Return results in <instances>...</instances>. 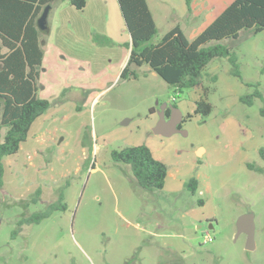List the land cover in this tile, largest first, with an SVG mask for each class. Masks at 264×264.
<instances>
[{"label":"rangeland","instance_id":"obj_1","mask_svg":"<svg viewBox=\"0 0 264 264\" xmlns=\"http://www.w3.org/2000/svg\"><path fill=\"white\" fill-rule=\"evenodd\" d=\"M233 1L147 0L158 28L153 42L177 26L195 40ZM77 14L87 21L88 12ZM128 35L121 45L103 43L95 35L79 41L76 51L99 54L101 64L100 70L87 64L84 74L75 71L77 89L63 81L61 56L46 50L38 97H53V107L67 95L66 103L78 111L71 122L52 124L55 131L61 126L58 135H48L60 141L59 148L19 152L26 159L22 169H28L23 175L7 169L14 156L6 158L0 264H264V31L244 30L238 39L221 41L236 56L242 79L232 74L227 58H216L203 72V88L179 95L148 66L136 69L137 79L120 80L129 59L123 46ZM257 89L263 98L255 97L252 105L241 101ZM205 95L213 107L208 117L185 121L183 134L154 133L159 113L151 116L152 108L160 112L170 103L186 117ZM44 124L46 114L38 129ZM33 140L40 143L39 137ZM143 144L167 163L168 185L183 181L177 193L142 189L131 167L111 158L113 150ZM200 149L206 151L202 157ZM191 178L199 182L196 195L185 188ZM39 189L41 200L35 204ZM60 195L65 211H55L40 224L19 225ZM249 213L256 227L253 251L246 250V234L237 236L238 218ZM207 233L212 241L205 243Z\"/></svg>","mask_w":264,"mask_h":264},{"label":"trees","instance_id":"obj_2","mask_svg":"<svg viewBox=\"0 0 264 264\" xmlns=\"http://www.w3.org/2000/svg\"><path fill=\"white\" fill-rule=\"evenodd\" d=\"M61 1H68L78 11L87 6V0H0V190L4 187V159L19 152L32 124L52 106L50 100L38 97L45 34L38 29L37 20L47 6L53 8ZM186 1L190 5L192 0ZM118 4L132 39L131 44H125L131 52L120 80L137 79L136 69L148 66L178 95L183 90L203 88V72L216 58H227L232 74L242 79L236 56L221 41L238 39L244 30L254 34L264 31V0H234L195 40H188L177 26L158 42H153L158 28L147 0H118ZM255 97L263 98L258 89L253 96H244L241 101L252 105ZM195 103L194 113L188 114L185 121L212 113L213 107L206 95ZM261 155L264 158V150ZM111 158L116 163L129 165L142 189L163 191L168 165L156 159L147 145L113 150ZM185 188L192 195L198 194V180L189 179ZM40 200L39 189L32 201L37 204ZM63 201L60 195L47 210L24 217L19 225L40 224L55 211H65L67 206ZM198 204L204 205V200H198Z\"/></svg>","mask_w":264,"mask_h":264},{"label":"crops","instance_id":"obj_3","mask_svg":"<svg viewBox=\"0 0 264 264\" xmlns=\"http://www.w3.org/2000/svg\"><path fill=\"white\" fill-rule=\"evenodd\" d=\"M77 12L78 13L88 12L89 16L87 21H83L78 16ZM48 27H49V31L43 32L45 34V38L42 40V47L44 49L45 55L41 70L44 68V62L47 55L46 50H51L52 53L61 56L60 68L63 69L62 70L63 71L62 76H64L63 81L65 83L67 82L70 87L72 88L75 87L76 89H77L76 79L73 78V76L75 75V71L77 70L76 73L79 71L80 74H84V72L88 70L86 67L87 64L91 65L90 70H92L93 68L94 70H97V68L100 70L99 67L101 64L99 54L94 57H89L86 55H82V53L79 51H76L79 41H82L81 43H85L91 39L90 36L95 35L103 43L113 42L114 45L117 44L121 45L124 40L122 38H125L124 35H126V33L127 35L129 34L126 30V26L124 23V19L122 17L118 0H87V6L83 11L76 10V8H74L68 1H61L51 9L48 19ZM69 32H71L70 36H68ZM67 37H72V39L68 40L66 39ZM131 43H132V39L129 34L128 39H125L123 46H126L125 44H131ZM68 44L69 46L67 47V50H65V45ZM98 50L99 49H97V51ZM127 50L129 51V57H130L131 49L127 48ZM128 61L129 59L126 62L128 63ZM75 66H79V68H76ZM41 77H42V72H41L40 80ZM59 92L60 91H58L53 96L57 98L58 95L60 96ZM52 98L53 97H51V99L49 98L48 100L51 101ZM66 102H67V95L66 98L65 96H63V98L62 96L57 98L56 105L53 107L51 106L50 109L45 113L48 125L44 124L41 130L38 129V126L42 124L45 114L35 120V122L32 124V127L30 129L28 138L26 142L22 143L19 152L21 150H33L36 147L39 148L37 150H48V146L50 145L53 146L57 145V147L59 148L60 141H58L57 143L56 139H48V135L50 134L58 135L60 133L61 126L58 125L55 131L54 125L52 124L58 123V120L60 119H63L65 123H69L71 122L72 118L73 119L75 118L76 113L78 111V107H76V105L72 106L73 103H66ZM152 109L153 112H151L152 113L151 116L155 117V115L159 113V111L157 112L155 108ZM182 114L184 118L185 114L184 113ZM77 131L79 138H81L83 126L78 127ZM2 132L5 133V129H3ZM33 134L35 139H37L38 137L40 138V143L36 142V140H33L34 138H31ZM42 135L43 138L41 137ZM66 138L67 136L64 135L61 142H64ZM71 138L73 139V136ZM43 139L44 141H42ZM31 141H33L35 144L31 145ZM19 152L16 155H14L13 159H8L7 169L11 168L12 173L13 172L16 173L17 171L19 173L21 172L23 175L28 169H22L23 161L26 159L23 158V153L19 155ZM197 152L198 155L202 157L206 151L204 149H200ZM156 159L165 162V160L159 158ZM6 160L7 159L5 158L4 159L5 173L7 172L6 163H5ZM169 176L170 173H168V177ZM168 177L166 179V183L163 191L168 190L167 192L169 193H177L176 191L179 190V185L181 186L183 181H175L176 185L175 187H173L168 185V181H167ZM168 186H170V188H168Z\"/></svg>","mask_w":264,"mask_h":264},{"label":"water","instance_id":"obj_4","mask_svg":"<svg viewBox=\"0 0 264 264\" xmlns=\"http://www.w3.org/2000/svg\"><path fill=\"white\" fill-rule=\"evenodd\" d=\"M52 7L47 6L41 16L37 20V27L42 32H48V19L51 12ZM167 108H169L172 111V118H169L167 115ZM159 122L154 128V133L157 135H162L165 137H170L177 133H184L182 128H179V125L181 124L183 120V114L178 109V107H174L171 104H164V106L160 109L159 112ZM255 218L254 215L244 214L240 216L237 220V236H240L241 234L247 235V243H246V250L247 251H253L256 248V242H255Z\"/></svg>","mask_w":264,"mask_h":264},{"label":"flooded vegetation","instance_id":"obj_5","mask_svg":"<svg viewBox=\"0 0 264 264\" xmlns=\"http://www.w3.org/2000/svg\"><path fill=\"white\" fill-rule=\"evenodd\" d=\"M173 106H174V105H173ZM174 107H176V106H174ZM166 112H167L168 117H169V118H172V111H171L169 108H167ZM184 122H185V117L183 118L181 124L179 125V128H183V123H184Z\"/></svg>","mask_w":264,"mask_h":264},{"label":"built area","instance_id":"obj_6","mask_svg":"<svg viewBox=\"0 0 264 264\" xmlns=\"http://www.w3.org/2000/svg\"><path fill=\"white\" fill-rule=\"evenodd\" d=\"M205 243L211 242L212 241V237L209 235V233L206 234L205 236Z\"/></svg>","mask_w":264,"mask_h":264}]
</instances>
